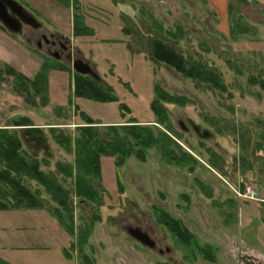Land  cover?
Instances as JSON below:
<instances>
[{
    "label": "rangeland",
    "instance_id": "obj_1",
    "mask_svg": "<svg viewBox=\"0 0 264 264\" xmlns=\"http://www.w3.org/2000/svg\"><path fill=\"white\" fill-rule=\"evenodd\" d=\"M16 1L41 27L23 24L15 34L0 22V127L27 128L24 148L31 151L36 148L32 136L46 133L48 148L41 156L53 159L44 168L56 171L57 160H62L74 170L73 177L59 174L71 210L59 207L41 187L44 207L0 210V259L7 264H83L84 256L90 260L85 264H264V90L249 80H264V0H77L69 6L57 0ZM75 14L83 16L93 34H74ZM179 25L185 37L167 34ZM43 34L66 44L61 58L52 56L43 41V47L38 46ZM151 37L219 71L227 92L151 57ZM69 52L75 56L71 60ZM75 59L90 64L97 81L112 88L118 101L77 97ZM44 64L49 68V102L39 97L29 102L4 70L33 78ZM157 83L193 100L188 106L168 108L174 126L183 132L177 141L198 164L191 169L167 163L156 148L148 150L145 160L132 156L122 166L116 165V157L103 156L101 175L84 176L96 200L77 195L76 155L57 145L49 128L59 125L77 138L79 126L91 120L108 137L110 126L135 118L162 129L153 125L151 108ZM121 104L131 109L125 116ZM207 118H217L222 133ZM193 125L210 136L203 138ZM203 144L223 156V171L210 165ZM158 210L186 226L200 246L213 250L200 251L183 242L161 221ZM130 227L148 233L155 246L130 235ZM81 229L91 230L82 250Z\"/></svg>",
    "mask_w": 264,
    "mask_h": 264
},
{
    "label": "trees",
    "instance_id": "obj_2",
    "mask_svg": "<svg viewBox=\"0 0 264 264\" xmlns=\"http://www.w3.org/2000/svg\"><path fill=\"white\" fill-rule=\"evenodd\" d=\"M57 1L65 6H69L71 1L74 4L77 2V0ZM238 1L242 3L248 2V0ZM112 2L117 4L118 0H112ZM230 6L229 9H231ZM152 19L153 22L159 24V22H156L158 20L155 17H152ZM73 30L76 36L94 33V30L85 24L84 18L80 14L74 15ZM167 34L177 39L186 35L181 25L177 27L176 31L169 30ZM148 42L149 54L154 59L164 62L185 77H189L199 83L209 84L214 90L227 92L228 86L224 82L222 74L209 67L205 62L193 58H185L175 47L169 45L159 37H151ZM55 64L60 66L57 61H55ZM42 67V70L33 78L13 69L4 70V72H8V74L13 76L16 90L27 101L35 102L34 99L39 97L42 103L47 104L49 102V68L46 64ZM249 80L252 84H259L264 90L263 79L257 80V78L252 77ZM74 84L75 95L77 97L103 102L118 101L119 97L112 88L101 85L99 81L89 75L75 73ZM154 93L155 95L151 101V108L155 116V124L153 125L159 126L162 129L142 124L134 120L135 118H131L130 121L119 125L110 126L111 134L108 137L102 136L91 124V120L88 121V125L79 126L80 135L77 138H74L71 133L59 125L49 128L50 135L56 144L66 153L76 155L75 164L79 171L77 175V195L89 200H96L97 193L88 184L84 176L101 175V160L103 156L116 157V165L122 166L126 159L132 156L145 160L148 150L156 148L167 163L181 165L182 167L189 166L191 169H194L198 164V160L194 155L184 150L182 145L177 141V137H182L183 132L177 130L174 126L168 108L169 104L188 106L193 104V100L188 96L172 93L158 83L154 85ZM122 106L124 105L121 104ZM126 108L127 111L131 110L128 106ZM121 110L125 116L126 110L123 107ZM207 123L214 127L218 133H222L217 118H207ZM21 129L22 131H18L16 129L11 130L8 127H0V210L37 209L44 207L46 201L41 197V188L50 194L59 207L66 206L70 209V206H67L69 205L67 192L59 181V174H68L65 177H73V164L57 160L58 171L45 169L44 166H49L51 159H53L52 156L48 157L47 154L41 156V150L48 148L49 138L46 133L42 134L43 137L32 136L31 142H33L32 144L36 148L31 151V147H29L30 149L28 147L24 148L25 137L23 135V132L25 134V132L30 133V131L26 130L27 128ZM41 132L43 131L41 130ZM39 145H44V147L40 148ZM204 147L210 155V165L223 171L225 163L223 156L211 146L207 147L204 145ZM28 180L35 181L40 186L34 188V186L27 183ZM197 182L199 185H203L200 181ZM203 187L205 186L203 185ZM158 217L183 242L196 245L200 251L210 252L213 250V247L210 245L200 246L198 239L189 229L177 219L172 218L165 210H158ZM94 221L95 218L91 220V222ZM88 226L92 229V224ZM90 232L91 230L81 229V233L78 236V246L81 250L88 242L87 236ZM85 259L90 262L84 256L82 260V262L84 261L83 264H85ZM0 264L7 263L0 259Z\"/></svg>",
    "mask_w": 264,
    "mask_h": 264
},
{
    "label": "water",
    "instance_id": "obj_3",
    "mask_svg": "<svg viewBox=\"0 0 264 264\" xmlns=\"http://www.w3.org/2000/svg\"><path fill=\"white\" fill-rule=\"evenodd\" d=\"M0 22L15 34L21 33L23 24H28L33 27L40 26V23L36 20V18L16 0H0ZM73 68L81 75H89L95 80L99 79L98 74L90 66V64L81 59H75L73 61ZM193 128L203 138L210 136V132L206 130L201 132L200 127L197 125H193ZM128 232L144 245L149 247L155 246V242L149 234L145 233L140 228L130 227Z\"/></svg>",
    "mask_w": 264,
    "mask_h": 264
},
{
    "label": "flooded vegetation",
    "instance_id": "obj_4",
    "mask_svg": "<svg viewBox=\"0 0 264 264\" xmlns=\"http://www.w3.org/2000/svg\"><path fill=\"white\" fill-rule=\"evenodd\" d=\"M28 25V24H26ZM31 26V25H30ZM41 26L39 27H33L34 29H38L40 28ZM55 36H46L45 34H43L41 36V40H39L38 42V46L40 48L43 47V42L45 43V46H46V49L49 51V53L56 57V58H61V54L60 53H63L67 47H66V44L60 42V41H57L56 39H54ZM43 41V42H42ZM68 60H71L73 59L75 56H73V52H69V54L66 56Z\"/></svg>",
    "mask_w": 264,
    "mask_h": 264
}]
</instances>
